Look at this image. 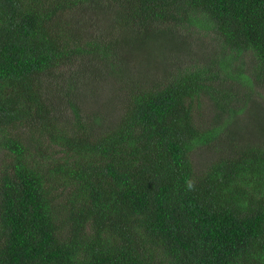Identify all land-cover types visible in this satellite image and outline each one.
<instances>
[{
	"label": "trees",
	"instance_id": "1",
	"mask_svg": "<svg viewBox=\"0 0 264 264\" xmlns=\"http://www.w3.org/2000/svg\"><path fill=\"white\" fill-rule=\"evenodd\" d=\"M259 88L264 0H0V264H264Z\"/></svg>",
	"mask_w": 264,
	"mask_h": 264
},
{
	"label": "rangeland",
	"instance_id": "2",
	"mask_svg": "<svg viewBox=\"0 0 264 264\" xmlns=\"http://www.w3.org/2000/svg\"><path fill=\"white\" fill-rule=\"evenodd\" d=\"M201 33V34H200ZM203 32L195 33L193 36L194 39V49L192 51H209L213 48V36L208 35L204 36ZM182 54H187L185 50H180ZM181 59V58H180ZM239 61H242L244 66L249 69L248 63L251 61L249 57H241ZM142 65L139 67H136L135 70H140ZM135 71V72H136ZM98 90V95L94 98H92L89 95L84 96V102L87 101L86 105L90 110L95 111V114L98 115L100 111H104V107H116L120 101L117 102V95H120V89L117 86V83L114 82H105L103 85H97L94 83L93 88ZM257 92V91H256ZM255 98V106H251V108L246 109L241 116H239V122L238 124L242 127V132L244 133V137L248 140L251 139L250 133L255 130V128H260V125L257 121V117H260V119L264 122V89L259 88L258 92L254 95ZM99 101L98 107L94 105V102ZM114 108L110 109L108 113L110 114V118L115 113ZM106 112V111H105ZM256 112V113H253ZM229 137L232 136V131H228ZM235 141L240 142V140L237 137H234ZM253 141V139H251ZM220 154H214L212 156H206V154L197 153L194 155V159L204 164L205 158H215L218 157Z\"/></svg>",
	"mask_w": 264,
	"mask_h": 264
}]
</instances>
